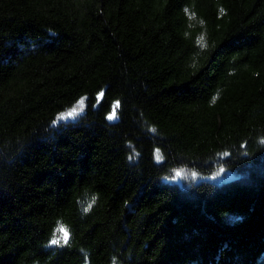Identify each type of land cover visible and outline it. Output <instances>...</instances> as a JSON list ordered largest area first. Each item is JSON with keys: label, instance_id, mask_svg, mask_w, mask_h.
Wrapping results in <instances>:
<instances>
[{"label": "trees", "instance_id": "obj_1", "mask_svg": "<svg viewBox=\"0 0 264 264\" xmlns=\"http://www.w3.org/2000/svg\"><path fill=\"white\" fill-rule=\"evenodd\" d=\"M0 264H264V0H0Z\"/></svg>", "mask_w": 264, "mask_h": 264}, {"label": "rangeland", "instance_id": "obj_2", "mask_svg": "<svg viewBox=\"0 0 264 264\" xmlns=\"http://www.w3.org/2000/svg\"><path fill=\"white\" fill-rule=\"evenodd\" d=\"M188 174H190L188 171L183 170V171H179L177 172V179L178 180H186V178L189 176ZM215 181L217 180L216 178H213Z\"/></svg>", "mask_w": 264, "mask_h": 264}, {"label": "snow or ice", "instance_id": "obj_3", "mask_svg": "<svg viewBox=\"0 0 264 264\" xmlns=\"http://www.w3.org/2000/svg\"><path fill=\"white\" fill-rule=\"evenodd\" d=\"M67 236V233L65 232V237Z\"/></svg>", "mask_w": 264, "mask_h": 264}]
</instances>
